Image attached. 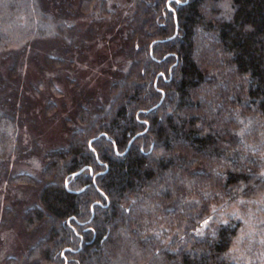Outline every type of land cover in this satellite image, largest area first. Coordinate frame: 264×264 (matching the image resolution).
<instances>
[{"label":"trees","instance_id":"obj_1","mask_svg":"<svg viewBox=\"0 0 264 264\" xmlns=\"http://www.w3.org/2000/svg\"><path fill=\"white\" fill-rule=\"evenodd\" d=\"M125 2L122 17L113 0H0V174L40 151L18 135L26 59L75 70L105 23L121 55L103 95H75L40 172L9 177L33 186L19 215L39 237L2 264H237L235 205L264 217V0Z\"/></svg>","mask_w":264,"mask_h":264},{"label":"rangeland","instance_id":"obj_2","mask_svg":"<svg viewBox=\"0 0 264 264\" xmlns=\"http://www.w3.org/2000/svg\"><path fill=\"white\" fill-rule=\"evenodd\" d=\"M113 1L119 4L120 15L125 16L127 8L125 0ZM109 2L112 3V0ZM73 6L77 7V2L74 1ZM111 6L113 5L109 4L110 8ZM121 20L120 18V23ZM81 26L85 29V22ZM109 27L108 23L103 24L97 30L98 38L94 37L87 41L83 52L75 57L77 60L75 70L74 66L68 70L66 65L56 70L51 69L45 66L42 57L36 62L26 59L25 64L21 66L23 82L37 88L30 90L31 99L28 96L30 107L26 114L32 116L34 121L31 123L30 120L24 119L19 125L18 135L20 133L21 144L24 146L30 147L34 141L38 142L40 151L37 153L32 150L28 158H23L19 154L11 156L6 168L9 169L8 175L3 172L0 174V264L7 255H15L23 260L28 247L39 237L36 234L31 236L25 231L19 215L24 207L38 202L33 186L12 183L9 177L20 172L38 174L44 163L43 151L48 147L65 143L69 134L64 129L63 122L74 111L77 102L75 95L82 87L95 91L94 95H103L107 91L105 79L108 81L110 72L105 69L117 64L121 58V55L113 54L115 47L111 40L113 30ZM56 32L55 29L48 36H56ZM101 56L109 60L105 59L103 63H99ZM75 79L78 81V87L74 86ZM47 102L55 104L53 113H46ZM235 206L240 226L230 248V256L237 264H264V217L255 206L247 204ZM8 213L10 214L7 215Z\"/></svg>","mask_w":264,"mask_h":264},{"label":"bare ground","instance_id":"obj_3","mask_svg":"<svg viewBox=\"0 0 264 264\" xmlns=\"http://www.w3.org/2000/svg\"><path fill=\"white\" fill-rule=\"evenodd\" d=\"M10 213H8L7 215H9Z\"/></svg>","mask_w":264,"mask_h":264}]
</instances>
